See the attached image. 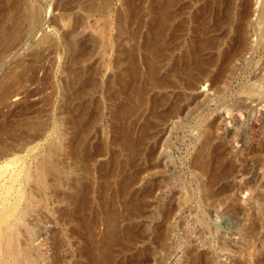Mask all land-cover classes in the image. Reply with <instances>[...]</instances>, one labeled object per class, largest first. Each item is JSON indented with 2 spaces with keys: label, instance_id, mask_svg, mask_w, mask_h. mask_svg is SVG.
<instances>
[{
  "label": "rangeland",
  "instance_id": "374dc122",
  "mask_svg": "<svg viewBox=\"0 0 264 264\" xmlns=\"http://www.w3.org/2000/svg\"><path fill=\"white\" fill-rule=\"evenodd\" d=\"M18 1L0 0L1 25L6 10L10 5L20 6ZM158 1L162 0H134L139 8L137 18L126 21L118 18L125 9L123 0H61L60 5L57 0H29L33 6H42V29H30L27 21L20 20L15 28L3 32V39L0 36V85L9 69L17 75L22 71L24 78L21 87L10 86L7 81L13 96L10 104L0 106V139L16 144L20 159L7 164L9 167L0 160V170L6 166L5 173H13L22 164L33 173L37 159L47 155L52 144L59 147L52 158L61 172L60 187L55 192L44 190L36 185L33 174L25 185L27 192L35 191L44 205L25 216L37 238L35 242L42 240L38 245L42 255L36 264H88L89 240L81 220L94 222L96 238L105 229V222L103 214L95 218L89 209H75L82 190L91 209H98L103 194L118 210L120 226L132 225L138 240L126 254L145 251L139 257L142 264H264V123L255 125L254 118L255 113H264V101L259 103L255 93L242 92L254 81L252 76L264 60V47L246 55L250 61L221 94H214L208 82L197 83L192 89L185 87L186 71L179 69L181 56L196 41L199 5L191 0L175 2L174 8L180 13L164 28L165 55L158 76L167 74L166 88H150L142 114L128 118L134 138L144 120L153 122L141 144L144 155L133 159L127 169L128 173L136 172L130 191L141 209L130 217L127 200L118 196L119 168H112L110 160L122 163L128 157L117 138V117L113 114L126 98L120 91L118 72L123 71L125 52L130 48L140 71H145L144 41L151 36L152 14ZM66 29L77 36L82 50L75 74L70 71L73 66L65 49ZM43 33L47 40L36 44ZM172 67L179 74H174ZM75 88L82 91L78 97H74ZM163 94L166 100L152 108V99ZM236 99H244L247 109L227 108ZM173 103L187 107L180 114L163 118L165 107L167 113ZM77 105L85 106L87 128L84 134L75 135L69 116L78 113ZM214 122L216 127L210 133L208 124ZM27 124L32 128L25 130ZM18 132L20 135L15 136ZM83 142L92 154L89 169L75 163L71 156L72 145L82 148ZM208 145V166L203 171L199 154ZM214 151L222 153L216 162ZM229 161L234 173L210 184L209 175ZM104 179L110 181L107 189L100 186ZM47 181L54 183L53 174ZM164 225L166 250L158 237ZM61 235L64 241L56 251L53 239H61ZM117 264H126L123 252Z\"/></svg>",
  "mask_w": 264,
  "mask_h": 264
},
{
  "label": "bare ground",
  "instance_id": "6f19581e",
  "mask_svg": "<svg viewBox=\"0 0 264 264\" xmlns=\"http://www.w3.org/2000/svg\"><path fill=\"white\" fill-rule=\"evenodd\" d=\"M28 1L29 0H21L20 6L10 5V8L5 12L3 24H0V36L3 32L5 33L9 29L15 28L14 26H17L20 20L27 21L30 29H42L43 24L39 26L43 21L42 13L44 11L41 9L42 6H33ZM57 1H59L58 5H60L61 0ZM176 1L177 0H162L157 2L156 11L152 14L151 36H148L144 41V51L147 54L145 71H140L141 69H139L140 67L138 66L137 59L130 48L125 52V66L123 71L121 72L120 70L118 72L120 91L124 92L126 98L124 102L119 103L114 108L113 114L117 117V138L121 144L122 151H125L128 157L124 159L122 163L112 158L110 163L112 164V168L115 169L116 165L119 168L118 196L127 200L126 207H128L127 211H129L130 217L134 215V211H139L141 209V203L131 198L132 193L130 191V185L136 178V172L128 173L127 169L133 159L140 157L142 154L144 155L141 144L145 141L147 136H149L148 129L153 125V122L149 119L144 120L141 124L139 135L134 138L130 126L131 123L128 121V118L130 116H139L142 114L141 109L147 101L148 90L150 88H166V82H168V80L166 81L167 74L164 76L160 75L163 76L161 78L158 76V73L160 71L162 58L165 55V42L163 40L164 28L178 13H180L178 9L174 8ZM191 1L195 4H199L197 5L198 8L195 14L196 41L188 46L181 56L182 65L179 69H181V71H186L183 84L185 87L192 89L196 87L195 85L197 83L205 84L208 82L209 88L214 94L218 95L232 84L237 71L243 70L245 64L250 61L246 55H252L258 51V49L264 47V0ZM123 2L125 9L122 11L124 13L121 12L122 14H120L119 17L118 15L116 16L119 20H135L139 8L135 5L134 0H123ZM254 3H257V7H254ZM183 6L185 7V5L181 7ZM253 15H255L254 19L252 18ZM63 19L64 18H61V20ZM120 22L118 24H121ZM65 24L69 27L67 22H65ZM66 31V36H63L65 39V49L69 54V62L73 66L70 71L73 72L72 74H75V72L78 71V69L75 71V65L81 60L82 50L81 47L78 48L77 36L68 29H66ZM44 33L36 40V44L47 40V35ZM2 37L3 36H1V38ZM236 61H239V63H236ZM258 68V72L255 74L253 73V83L246 85L242 92L248 95L257 94L255 97H257V101L261 103L264 101V81H262V79L264 80V60ZM177 70L176 68L174 69V74L179 71ZM171 71L173 70L171 69ZM20 73L22 75V71ZM5 74V80L0 85V106L10 104L11 102L8 100L13 96L9 85H7V81H10V86L14 85L21 87L24 79L20 74L17 75L13 69H9ZM124 74L127 76L126 79L123 78ZM180 76L181 75L178 77ZM73 81L75 82L74 78L72 79V84H75ZM84 81L87 82L86 79H84ZM73 93L74 97H78L82 94V91L77 88ZM16 98L15 96L13 100H16ZM164 100H166L165 94L155 100L152 99L150 105L154 108L156 104ZM228 106L237 111H242L245 107L247 109L244 99H236L232 104L229 103L227 108ZM148 107L151 108L150 106ZM183 107H185V105L173 103L168 108L167 113L165 107L162 116L166 118V114L170 116L180 114V110L184 111ZM76 108L78 109V113L71 114L69 116V121L72 127L75 128V135H77L78 132L84 134L87 128V123L84 120L85 106L77 105ZM219 111H221L220 108ZM154 114L156 113L154 112ZM254 118L255 125L258 121L262 124L264 123V113L260 115L255 113ZM252 122L254 123V120H252ZM214 127H216V122L208 124L210 133L214 130ZM24 128L25 130H29L32 128V124H27ZM13 134L14 133H12V135ZM19 135V132L15 134V136ZM15 145L16 144L11 141L0 139V160L5 162L4 164L16 163L20 159L19 156L16 155L18 149ZM81 145L82 148L81 146L78 148L77 144L72 145L70 149L72 160L75 163H81L85 169H89V162L92 154L89 152L84 142L81 143ZM58 148V145L52 144L48 154L37 159V164L33 173L28 166L22 164L13 173H5V171L7 172L6 169L9 167L8 165L7 168L5 166L0 170V264H36L42 255L38 249V245L42 244V240L40 239L38 242H35L37 238L33 236L32 229L29 223L26 222L27 219L25 216L44 205L43 202L36 197L35 191L32 190L31 192H27L25 185L27 184L29 176L33 174L36 185L44 190L50 189L51 192H55L60 187L61 172L52 158L53 154L57 155ZM208 148L209 145L206 149L202 150L201 153L199 152L200 159L198 158V164L199 168L203 171H205L208 166V162L206 161ZM9 156L14 157L9 159ZM221 157L222 153L220 151H216L213 155L214 161L220 160ZM233 166V163L229 161L223 169L213 171L212 174L209 175V183L213 184L217 180H221L222 176H226L233 172ZM49 174H53L54 183H48L47 178ZM100 186L102 189H107L110 186V181L104 179ZM147 193L148 190H145L144 194L146 195ZM210 196H212V193H210ZM77 197L78 199L74 206L76 210L89 209L95 218L103 214L105 222V229L101 236L96 238L92 229L94 222H88L86 219L81 220L83 233L89 240V244L86 247L88 264H117L119 253L121 252L124 254L126 264H142L139 257L141 254L144 255L145 251L143 253L138 251L135 254H126L131 246L138 240V237L132 230L131 224L125 228L120 226V214L114 206L109 204L108 199L102 194L98 209H91V205H89L85 197L84 190L80 191ZM66 199L71 200L70 197ZM164 221L166 223V218ZM158 235L161 240V246L166 250V242L164 241L166 236V225H164ZM36 237L39 238V235ZM60 237L61 239L58 238V236L53 239L52 245L53 249L56 251L60 250V241H64L63 236L61 235ZM147 251L149 250L147 249Z\"/></svg>",
  "mask_w": 264,
  "mask_h": 264
}]
</instances>
